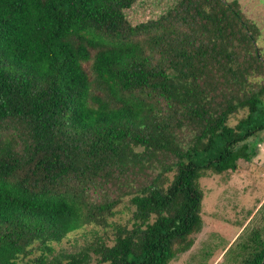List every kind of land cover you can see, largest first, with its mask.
<instances>
[{
	"label": "trees",
	"instance_id": "obj_1",
	"mask_svg": "<svg viewBox=\"0 0 264 264\" xmlns=\"http://www.w3.org/2000/svg\"><path fill=\"white\" fill-rule=\"evenodd\" d=\"M136 2L0 0V264H169L201 229L200 178L256 156L264 57L239 2L131 24Z\"/></svg>",
	"mask_w": 264,
	"mask_h": 264
},
{
	"label": "rangeland",
	"instance_id": "obj_2",
	"mask_svg": "<svg viewBox=\"0 0 264 264\" xmlns=\"http://www.w3.org/2000/svg\"><path fill=\"white\" fill-rule=\"evenodd\" d=\"M159 1L137 0L125 14L131 24L156 19L165 8L172 6L171 0H162L161 6ZM237 1L243 16L259 29L257 46L264 57V0ZM245 114L240 112L232 116L229 125L234 126ZM257 138L261 142L250 162L241 161L234 172L208 173L200 178L203 193L201 229L189 237L191 245L188 249L169 264H242L243 259L251 257L255 249L260 248L259 243L264 244V132ZM249 141L253 142L254 138ZM140 150L136 148V151ZM172 176V173L167 174L169 180ZM127 200L124 198L116 208L118 214L111 223L125 224L129 220L132 208ZM89 230L87 227L71 233L55 246V253L79 250L90 239ZM105 233L111 237L110 228L100 229V235ZM247 245L248 248H244Z\"/></svg>",
	"mask_w": 264,
	"mask_h": 264
},
{
	"label": "built area",
	"instance_id": "obj_3",
	"mask_svg": "<svg viewBox=\"0 0 264 264\" xmlns=\"http://www.w3.org/2000/svg\"><path fill=\"white\" fill-rule=\"evenodd\" d=\"M263 150V153H264V149H262Z\"/></svg>",
	"mask_w": 264,
	"mask_h": 264
}]
</instances>
